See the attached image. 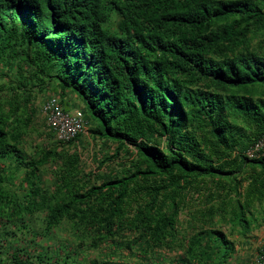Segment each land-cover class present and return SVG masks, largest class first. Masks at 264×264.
<instances>
[{
    "label": "trees",
    "instance_id": "16d2710c",
    "mask_svg": "<svg viewBox=\"0 0 264 264\" xmlns=\"http://www.w3.org/2000/svg\"><path fill=\"white\" fill-rule=\"evenodd\" d=\"M262 135L264 0H0V264H229L264 226ZM87 139L115 148L86 173Z\"/></svg>",
    "mask_w": 264,
    "mask_h": 264
},
{
    "label": "rangeland",
    "instance_id": "374dc122",
    "mask_svg": "<svg viewBox=\"0 0 264 264\" xmlns=\"http://www.w3.org/2000/svg\"><path fill=\"white\" fill-rule=\"evenodd\" d=\"M254 45H260V39L257 38L253 40ZM41 101V100H39ZM43 101L39 104V109L41 108V104ZM70 110L69 112L76 111L74 110L75 108L69 107ZM42 116V115H41ZM52 130V129H51ZM54 136L55 132L52 130ZM37 138V139H36ZM43 139V138H42ZM85 139V138H84ZM41 139H38V137L33 136L32 141L28 139L27 145H30L31 147L34 146V144L39 143ZM87 142L83 140V147L80 149V155H81V163L84 165V170L85 172H89L90 170H94L97 168L99 161L96 160V157L99 158L101 154L105 153H112L115 148V144L111 143L110 145H107V149H104V145H101L99 142H95L93 145L91 144L90 140L87 139ZM46 142V141H45ZM89 143V144H88ZM119 157L121 160H125L127 157L126 154L123 152H120ZM119 159V160H120ZM115 165V164H114ZM118 167H116L117 169ZM96 173L103 174L106 173V168L101 167L99 171H95ZM94 177H92L93 179ZM50 178L48 177V174H45L44 180L48 181ZM96 183L99 182L95 180ZM181 220V227L180 231L182 235H186L189 232V229L187 227V224L185 223V216H180ZM228 226H224L222 229L226 233L228 231ZM63 235V234H61ZM229 238H233L236 242V253L234 254L233 258L230 260L229 264H261V260L264 255V226L252 231V233L249 235L247 239H241L237 235L230 236ZM94 256H98L99 252H93ZM91 253V255H93ZM179 254V252H173V253H168L165 252L164 255H162L161 252L158 250L156 251V257L160 258L161 256L163 258H169L172 259L176 257ZM149 257H151V254H149ZM135 258L131 259H126V262H135Z\"/></svg>",
    "mask_w": 264,
    "mask_h": 264
},
{
    "label": "built area",
    "instance_id": "2783aa9c",
    "mask_svg": "<svg viewBox=\"0 0 264 264\" xmlns=\"http://www.w3.org/2000/svg\"><path fill=\"white\" fill-rule=\"evenodd\" d=\"M42 114L47 126L55 132L56 139L63 142L73 139L82 131L85 124L80 110L73 113L64 112L55 99H49L44 103ZM245 155L251 159L264 157V135L245 151ZM261 264H264V255Z\"/></svg>",
    "mask_w": 264,
    "mask_h": 264
},
{
    "label": "clouds",
    "instance_id": "9594fccd",
    "mask_svg": "<svg viewBox=\"0 0 264 264\" xmlns=\"http://www.w3.org/2000/svg\"><path fill=\"white\" fill-rule=\"evenodd\" d=\"M47 101V100H46ZM46 101L45 102H43V104H41V108H40V112H41V115L43 116V114H42V107H43V105H44V103H46ZM74 111H72V112H67V113H73ZM43 118H44V116H43ZM45 119V118H44ZM45 122H46V120H45Z\"/></svg>",
    "mask_w": 264,
    "mask_h": 264
}]
</instances>
